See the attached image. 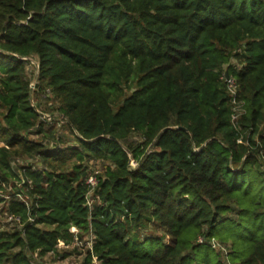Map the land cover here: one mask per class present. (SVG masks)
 Segmentation results:
<instances>
[{
  "label": "trees",
  "instance_id": "16d2710c",
  "mask_svg": "<svg viewBox=\"0 0 264 264\" xmlns=\"http://www.w3.org/2000/svg\"><path fill=\"white\" fill-rule=\"evenodd\" d=\"M0 109V264H264V0H0Z\"/></svg>",
  "mask_w": 264,
  "mask_h": 264
},
{
  "label": "rangeland",
  "instance_id": "374dc122",
  "mask_svg": "<svg viewBox=\"0 0 264 264\" xmlns=\"http://www.w3.org/2000/svg\"><path fill=\"white\" fill-rule=\"evenodd\" d=\"M32 62L35 65V67H31L33 74L32 86H34L35 88V83L38 81V71H36V73L34 71L37 70L38 67H36V59H33ZM234 88L235 87H231L233 92L235 90ZM34 101L36 103H40L43 106V109H45L46 115L42 116V120L46 123L47 129H49V126L54 127L55 130H57V135L64 137V146L67 145V143H69L70 141H72L74 138V134L68 127V121L58 112L57 107L59 105V101L55 98V96L49 91H46L43 93L36 94ZM235 109H237V111H240V105L236 104ZM2 112L3 110L0 109V120H2ZM34 130L33 132H31L30 138L41 139V135H37ZM130 140L133 141V143H137L142 140V138L139 134L133 133L130 137ZM26 160H28V162L35 163V165L37 166H43L42 160L37 157L24 159V161ZM84 163L93 173H103L106 165L105 162L99 160H88ZM132 164L137 165L135 161H133ZM3 188V190L0 189V192L3 191L1 193L8 198V196L11 195V193L13 192L14 188L12 187V184H6L3 186ZM15 225L16 223L14 222V219L6 211L0 210V230H10ZM73 230L76 229L73 228ZM145 233L162 235V231L159 229H156L155 231H153V229H148L145 231ZM93 238V235L88 234L82 240L75 242L71 246H67L63 242H61L58 247V252L50 253L44 257H38V255H36L34 256L35 262L37 264H85V260L88 255V249H90V242ZM64 253H67V256H63Z\"/></svg>",
  "mask_w": 264,
  "mask_h": 264
},
{
  "label": "built area",
  "instance_id": "2783aa9c",
  "mask_svg": "<svg viewBox=\"0 0 264 264\" xmlns=\"http://www.w3.org/2000/svg\"><path fill=\"white\" fill-rule=\"evenodd\" d=\"M37 67H38V65H37ZM229 82H230V86L231 87H235L234 86V81L233 80H231V79H229ZM46 114H44L43 116H45ZM88 183L92 186V187H95L96 186V184H97V178H96V174L95 173H93V174H91L90 176H89V178H88ZM5 196V195H4ZM6 197V196H5ZM9 197V196H8ZM7 198V197H6ZM92 198H91V196L89 197V202H88V205H90L91 206V204H92ZM73 228L74 229H76V230H73ZM72 228V231H74V232H76L77 231V228H75V227H73ZM79 240H77V242H78ZM64 243V242H63ZM90 247H92V240H91V242H90ZM95 261H96V263H97V258H95ZM98 264V263H97Z\"/></svg>",
  "mask_w": 264,
  "mask_h": 264
},
{
  "label": "water",
  "instance_id": "95a60500",
  "mask_svg": "<svg viewBox=\"0 0 264 264\" xmlns=\"http://www.w3.org/2000/svg\"><path fill=\"white\" fill-rule=\"evenodd\" d=\"M33 90H34V86H32V94H33ZM136 167H137V165H133V164H131V166H130L131 169H135Z\"/></svg>",
  "mask_w": 264,
  "mask_h": 264
}]
</instances>
